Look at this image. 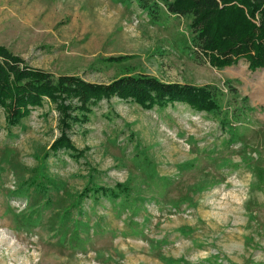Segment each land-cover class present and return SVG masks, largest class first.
Wrapping results in <instances>:
<instances>
[{
  "label": "rangeland",
  "instance_id": "rangeland-1",
  "mask_svg": "<svg viewBox=\"0 0 264 264\" xmlns=\"http://www.w3.org/2000/svg\"><path fill=\"white\" fill-rule=\"evenodd\" d=\"M188 23L162 8L151 21L127 0H0V45L28 67L94 84L145 75L212 85L230 122L112 97L67 132L82 151L71 160L45 155L59 135L52 104L14 127L0 108V264H264V69L211 67L189 48ZM134 147L170 179L159 196L131 164ZM125 181L144 202L137 227L105 200L79 201L87 182Z\"/></svg>",
  "mask_w": 264,
  "mask_h": 264
},
{
  "label": "trees",
  "instance_id": "trees-1",
  "mask_svg": "<svg viewBox=\"0 0 264 264\" xmlns=\"http://www.w3.org/2000/svg\"><path fill=\"white\" fill-rule=\"evenodd\" d=\"M129 2L151 21L156 20L161 8L168 15L188 20L189 48L196 49L215 69L234 65L238 60H243L250 72L264 69V0H127ZM121 59L111 57L107 61ZM218 94L212 85L161 83L145 75L121 76L106 84L88 83L75 76L54 78L43 70L28 67L20 57L0 45V108L4 111L5 124L17 126L30 111L40 108L44 100L57 112L59 135L49 145L46 157L63 153L71 160L81 158L82 151L72 145L67 132L74 125L88 122L93 109L112 97L136 103L145 110L182 104L194 113L217 117L221 127L230 129L228 113L219 118ZM133 151L129 159L131 164L144 175L143 183L148 191L159 196L170 179L158 176L143 149L134 147ZM192 163L179 164L176 169H190ZM78 196L79 201L87 198L94 202L105 200L118 215L127 212L134 227L138 224L132 219L144 210L143 200L140 201L138 191L132 189L128 181L105 186L87 182ZM130 230V235L135 236V228ZM177 231L188 235L183 228ZM164 264L191 263L167 259Z\"/></svg>",
  "mask_w": 264,
  "mask_h": 264
}]
</instances>
